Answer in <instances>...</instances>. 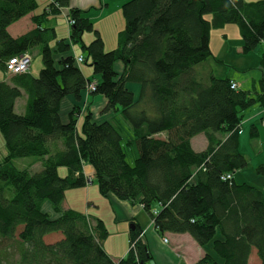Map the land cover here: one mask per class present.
<instances>
[{
    "label": "trees",
    "instance_id": "1",
    "mask_svg": "<svg viewBox=\"0 0 264 264\" xmlns=\"http://www.w3.org/2000/svg\"><path fill=\"white\" fill-rule=\"evenodd\" d=\"M68 6L69 0H55L33 16L37 28L12 37L7 27L32 12L36 1L0 0V69L7 71L10 58L37 45L42 63L36 77L24 72L16 73L12 84L0 80L6 148L0 161V264H146L151 259L138 224L130 234L134 250L114 261L102 247L103 221L62 207L67 189L92 181L83 172L85 162L103 196L138 201L158 233L187 232L200 246H209L212 251L194 264H264L263 192L235 179L249 164L239 150L241 111L255 102L264 105V91L251 95L206 66L211 28L238 25L244 52L264 42V0H128L121 7L125 25L108 51L75 7L67 13L73 19L69 38L49 44L55 32L42 23ZM85 32H94L88 44L82 40ZM73 44L86 53L92 79L81 72ZM91 80L96 84L89 92ZM129 83L138 84L137 96ZM20 88L27 95L23 113L14 110ZM84 90L104 96L102 113L122 114L132 136L124 138L118 123L96 119L89 110L78 130L79 105L62 120V99H80ZM200 133L207 144L196 151L190 140ZM21 157L39 161L41 169L31 171L33 162L18 168L14 159ZM255 171L264 174L263 166ZM45 202L50 210L43 209Z\"/></svg>",
    "mask_w": 264,
    "mask_h": 264
},
{
    "label": "crops",
    "instance_id": "2",
    "mask_svg": "<svg viewBox=\"0 0 264 264\" xmlns=\"http://www.w3.org/2000/svg\"><path fill=\"white\" fill-rule=\"evenodd\" d=\"M35 1L36 8L32 12L12 22L7 27V31L12 37L21 36L22 34L37 28L36 22L32 19L33 16L43 13L49 4L55 0ZM126 1L128 0H69L68 7H60L58 13L49 14L47 16V20L42 23V27H52L54 29L56 38L52 39L49 44L54 46L57 39L69 38L70 24L67 21V13L70 7H75L82 10L84 12V16L91 21L94 30L99 33L103 40L104 49H113L117 44V34L121 30L122 26L119 22L118 13H120L121 4ZM244 1L257 2L258 0ZM206 18L210 20L211 15H207ZM113 19H116L118 24L113 25L111 22H108L111 24L110 31L113 35H115V37H112V40L108 42L106 38L107 27L105 28L104 23L106 21H112ZM101 21H104V23H101ZM116 25L117 28L114 29ZM208 33V44L212 55L211 58L206 61V66L209 68V71L215 76L231 78V80L236 82L241 89L251 95H256L257 93L259 94L261 91H264V62H262L261 59L263 54L262 52L264 50V42H260L256 48L248 50V52H244L242 50L243 43L241 32L239 31L238 25L234 23H226L219 27L211 28ZM93 37L94 32H85L82 35V40L85 44H88ZM114 42L115 46L113 45ZM27 52L31 54V62L27 75L36 77L42 67L40 46H34ZM71 53L75 57L82 56L83 59L86 57V53L78 44L71 45ZM78 65L83 75L86 78L92 79V66L85 61L79 63ZM115 67L118 70H121L122 63H116ZM217 67L220 68V71L217 72V74H214ZM15 75L16 74L7 73L6 71L0 69V80H4L9 84H12V81L14 80L13 77ZM128 87L134 92L135 96L138 95V84L129 83ZM20 89L22 95L18 97L14 103V110H19L17 113H23L25 111L27 102L26 93L22 88ZM105 103L106 100L104 96L99 94H88L86 90L81 93L80 99H76L73 95H67L60 103V117L62 120L67 121L68 114L72 108L75 105H79L81 106V111L76 122L78 130L80 129L83 115L88 110L91 111L96 119H110L115 121V117H117V115L114 116L112 112L102 113ZM241 115L242 130L239 134V150L247 157V160L249 161L248 166H252L253 162L254 165L255 163L257 164L255 165L254 171H252L256 173L253 177L254 179L256 178V181L250 183L261 189L264 198V181L262 182V179L259 177L260 174L255 171L258 166H263L264 168V105L260 102L252 103L251 106L241 111ZM126 125L128 130H131L130 125ZM243 138L248 139L249 148L252 150L248 154H245L244 152L246 151L241 149ZM190 142L193 149L196 151L205 148L207 144L204 135L201 133L191 138ZM28 161V164H30L33 162V158H30ZM82 168L85 176L93 181V167L85 162L83 163ZM30 169L33 172L39 171L41 169V163L39 161H34ZM244 170L245 169L237 172L243 173L245 172ZM58 171L60 175H64L66 173V169L64 167H60ZM252 172H245L243 179L238 180L247 181V177L252 176ZM261 177L264 179V174ZM92 181L90 183H92ZM87 188V185L83 188L80 187V189ZM81 191L83 190H79V192H76V190H66L62 207L65 209L71 208L82 211L93 218L97 217L103 221L107 231V236L103 240L102 247L114 261L123 258L128 254L130 234L131 230L135 228V224L139 225L141 229V240L147 246L151 254V259H154V262L156 261L157 264H194L199 258L203 257L205 252L211 251V249L205 245L200 246L187 232H166L165 234L158 233L156 227L153 225L149 213L144 210L138 201L129 202L119 200L113 195L109 196L108 200L113 208L112 210L115 211L113 222L116 229H110L101 217L100 213L97 215V211H94L92 206L95 205H92V203L96 204L95 200L90 197L91 199L87 202V208L81 207V202L84 200V194L81 195ZM76 205L77 207H75ZM157 207L158 206H155L156 209ZM43 209L50 210V203L45 202L43 204ZM164 238L167 241L163 240Z\"/></svg>",
    "mask_w": 264,
    "mask_h": 264
},
{
    "label": "rangeland",
    "instance_id": "3",
    "mask_svg": "<svg viewBox=\"0 0 264 264\" xmlns=\"http://www.w3.org/2000/svg\"><path fill=\"white\" fill-rule=\"evenodd\" d=\"M120 7H122V4H121ZM118 15H119V22L122 25L121 26V29H122L124 27V25H125L124 17L122 15V9L120 10V13H118ZM108 22H111L113 25L118 24V22H117L116 19H113L112 21H106L105 23H104V21H101V23H104L105 28L107 27L106 28V38H107V41L110 42L112 40V37H115V35H113L112 32L110 31V28H111L110 25L111 24L108 23ZM116 28H117V25L115 26L114 29H116ZM113 45L115 46V42H114ZM105 51H108V50H105ZM27 54L29 55V58H30L29 62H31V54L29 52H27ZM33 54H34V51H33ZM29 65H30V63H29ZM219 71H220V68L217 67L216 71H214V74H217V72H219ZM19 102H21V101H19ZM18 111L19 110L16 109V112H18ZM115 121H114L115 123H118V125H120L122 127L121 130H122V134H123L124 138H127L128 136H132L131 130H128V128L126 127L127 126L126 124H128V123L123 119L122 114L117 112V117H115ZM242 140H243V142H242V148L241 149L246 151V152H244L245 154H248L250 151H252L249 148L248 139L243 138ZM5 152H6V149L4 147L3 137L0 134V161H1L2 157L4 156ZM127 154H128L127 160L132 162L133 159L130 156V151H128ZM29 159H30L29 157L16 158V159H14V163H15V165L18 168H26L28 163H29V161H28ZM253 165H254V162L252 163V166L249 165L248 167L243 168V169H245L244 171L247 172V173H250V172L254 171L255 165H257V164L255 163V165L254 166ZM245 172H243V173L236 172L235 179H236L237 182H243V180H238V179H243V176H244ZM252 173H253L252 176H248L247 177V179H246L247 181L246 182L250 183V182H255L256 181L255 180L256 178L255 179L253 178L256 175V173L255 172H252ZM262 175L260 174L259 177L262 179V182H263L264 179H263V177H261ZM224 178H227V176L224 177ZM230 178H232V175L230 176ZM87 186H88L87 189H80V187H78V188H71V189H67V190L68 191L69 190H76V192H79V190H83V191H81V195L84 194V200L81 202V205H82L81 207L87 208V202L92 198L93 200L96 201V204L92 203V205H95V206H92V207H93L94 211H97L96 214L98 215V213H100L101 217L104 219V221L108 225V227H110V229H116V227H114V222H113L114 216H115V211L112 210L113 208L110 205L108 198L103 196L99 192L96 180L93 179L92 183L87 184ZM81 188H83V187H81ZM155 206H157V205H155ZM75 207H77V205ZM163 240L167 241L165 238ZM132 243L135 245L134 242H132ZM133 244H131V243L129 244V249H133L134 250L135 246ZM207 247L209 248V246H207ZM1 255H3V254L1 253L0 256ZM146 264H157V263H156V261L154 262V259H149L146 262Z\"/></svg>",
    "mask_w": 264,
    "mask_h": 264
},
{
    "label": "built area",
    "instance_id": "4",
    "mask_svg": "<svg viewBox=\"0 0 264 264\" xmlns=\"http://www.w3.org/2000/svg\"><path fill=\"white\" fill-rule=\"evenodd\" d=\"M67 21L69 24L73 23V19L71 18V16L67 15ZM75 60L77 63H81L83 62V57L82 56L75 57ZM29 61H30V58L27 52L22 53L21 55H16L10 58L8 62L6 63V66H7L6 72L13 73V74L27 72L29 69V63H30ZM95 84H96L95 81L89 82L88 87H87L89 92L94 90ZM231 86L236 87V84L231 83ZM227 178H230V176L227 175Z\"/></svg>",
    "mask_w": 264,
    "mask_h": 264
}]
</instances>
